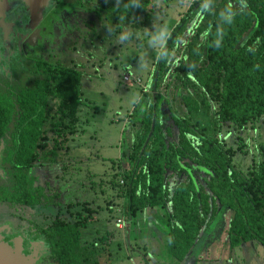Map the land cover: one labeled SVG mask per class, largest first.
I'll return each instance as SVG.
<instances>
[{"label": "trees", "instance_id": "trees-1", "mask_svg": "<svg viewBox=\"0 0 264 264\" xmlns=\"http://www.w3.org/2000/svg\"><path fill=\"white\" fill-rule=\"evenodd\" d=\"M121 1L117 8L107 0L94 7L104 31L127 23L145 33L164 10L161 0ZM38 73L32 87L0 99V120L29 122L20 134L29 139L24 147L52 132L56 158L40 164L57 163L79 130L82 74L61 63H39ZM145 86L124 126L131 139L119 159L126 164L122 187L111 183L124 199V219L160 209L171 264L185 261L220 214L223 249L250 242L264 248V148L243 173L233 162L236 150L220 140L224 127L240 132L264 119V0H192L158 51ZM87 212L50 233L57 264H98L106 252L105 236L99 249L81 245V230L92 220Z\"/></svg>", "mask_w": 264, "mask_h": 264}, {"label": "rangeland", "instance_id": "rangeland-1", "mask_svg": "<svg viewBox=\"0 0 264 264\" xmlns=\"http://www.w3.org/2000/svg\"><path fill=\"white\" fill-rule=\"evenodd\" d=\"M191 2L192 0H161L164 10L160 15H153L152 21L155 24L145 33L136 30V33L128 36L131 30L124 26V34L120 33L113 40L105 37L102 42H98L93 37L86 38L84 46H79L78 43L67 44L70 48L67 53L69 56L62 58L63 64H73L82 73L80 91L85 105L78 116V133L68 143L69 154L65 159V167L43 170L41 176H50L55 180L56 186H60L58 183L61 182L62 188L65 178L64 185L67 195L71 196L70 203H78L79 210L87 207L93 218L98 220L89 223L85 228L88 232L84 230L83 234L84 238L85 234L91 237L95 229L99 233L97 238L105 236L106 242L108 240L110 243V246L108 243L104 246L108 247V251L102 253L100 264H171L173 261L160 209L151 211L157 218L152 226V219L146 218V211L139 213L133 220H125L124 199L118 193L120 188L112 187L111 183H119L122 187L120 174L126 164L119 160L121 146L126 150L131 139L124 123L146 89L152 64L163 44L160 47L151 36L165 27L169 33L186 13ZM119 4L122 6L121 0ZM24 70V75H20L18 88L31 83V73L26 68ZM125 75L140 78L141 84L123 82ZM3 85L1 81L0 90ZM220 140L225 146L236 150L234 165L244 173L261 158V149L264 148V119L240 132L224 127ZM242 145L241 152L239 147ZM77 209L73 208L72 211ZM117 219L122 220L125 226L128 225L127 233L125 229H117ZM225 229L224 218L220 214L202 237L199 247L187 264H264V248L253 242L232 252L223 249L226 246ZM108 230L113 231L112 242H109V235H105Z\"/></svg>", "mask_w": 264, "mask_h": 264}, {"label": "flooded vegetation", "instance_id": "flooded-vegetation-1", "mask_svg": "<svg viewBox=\"0 0 264 264\" xmlns=\"http://www.w3.org/2000/svg\"><path fill=\"white\" fill-rule=\"evenodd\" d=\"M99 1L50 0L40 16H32L18 0L11 1L0 21V82L4 84L0 99H14L20 91L32 87L40 79L39 63L65 65L62 58L69 56V43L84 46L85 39L93 37L98 42L105 37L113 40L123 33L124 26L136 33L127 23H123L119 29L110 27L112 32L104 31L103 19L97 17L94 9ZM118 5L119 0H107L109 7L117 8ZM25 68L32 75L31 83L18 88L20 75H24ZM2 118L6 119V116ZM47 123L44 129L50 128ZM27 125L29 122L0 120V243L19 250L23 257L31 259V264H57L49 240L50 233L55 226H71L83 220L88 216L87 207L79 210L78 203H70L65 178L62 188L61 182L58 183L60 186H56L50 176H41L43 170L65 167L70 140L59 153V162L40 164L41 159L56 158L55 140L52 132H48L47 138L45 135L35 138L30 142V147H24L23 144L28 143L26 141L29 139L20 134ZM20 159L31 162L19 164ZM73 208L77 211H72ZM91 216V222L98 221L93 214ZM85 228L81 230V245L86 247L94 243L96 248L102 247L104 244L100 243L101 237L97 238L99 233L95 229L91 230L93 236L85 234L84 238ZM111 232L108 230L105 233L111 239L109 242L114 239ZM102 255L99 254L98 264Z\"/></svg>", "mask_w": 264, "mask_h": 264}, {"label": "water", "instance_id": "water-1", "mask_svg": "<svg viewBox=\"0 0 264 264\" xmlns=\"http://www.w3.org/2000/svg\"><path fill=\"white\" fill-rule=\"evenodd\" d=\"M11 1L0 0V21L3 20L5 10ZM32 16H40L42 11L48 6L50 0H18ZM126 233L129 231L128 225L124 228ZM31 259H26L17 249L13 250L0 243V264H31Z\"/></svg>", "mask_w": 264, "mask_h": 264}, {"label": "built area", "instance_id": "built-area-1", "mask_svg": "<svg viewBox=\"0 0 264 264\" xmlns=\"http://www.w3.org/2000/svg\"><path fill=\"white\" fill-rule=\"evenodd\" d=\"M122 80H123V82H132L133 84H135V85H140L141 84V80H140V78H134V77H131V76H129V75H125V76H123V78H122ZM121 184H123V182L121 181ZM115 226L119 229V230H122V229H124L125 228V225H124V222L122 221V220H120V219H117L116 221H115Z\"/></svg>", "mask_w": 264, "mask_h": 264}, {"label": "clouds", "instance_id": "clouds-1", "mask_svg": "<svg viewBox=\"0 0 264 264\" xmlns=\"http://www.w3.org/2000/svg\"><path fill=\"white\" fill-rule=\"evenodd\" d=\"M168 38V32H167V28H163L159 31H156L154 34H152L151 39L153 41H156L160 47L161 44Z\"/></svg>", "mask_w": 264, "mask_h": 264}, {"label": "crops", "instance_id": "crops-1", "mask_svg": "<svg viewBox=\"0 0 264 264\" xmlns=\"http://www.w3.org/2000/svg\"><path fill=\"white\" fill-rule=\"evenodd\" d=\"M124 126H125V123H124ZM129 136H130V133H129ZM123 146V145H122ZM122 146H121V150H122V152L124 151L123 150V148H122ZM122 154V153H121ZM121 157V156H120ZM147 212V214H146V218H148L149 217V219L151 218L152 219V221H151V226H152V223H153V221H155L156 219H155V217H154V213L153 212H151V211H146ZM156 222V221H155ZM125 224V223H124ZM118 229V228H117ZM151 229H153V228H151ZM119 230V229H118ZM164 230V229H163ZM122 231H123V229H122ZM164 233H165V231H164ZM151 234H153V235H156V234H154V233H152L151 232ZM166 234V233H165ZM150 238L152 237V235L151 236H149ZM156 237L158 238V236L156 235ZM199 247V245L197 246V248ZM197 248H195V249H197ZM240 248V247H239ZM195 249L187 256V258L185 259V261L183 262V263H181V264H187L190 260H191V258H192V255L194 256V251H195Z\"/></svg>", "mask_w": 264, "mask_h": 264}]
</instances>
